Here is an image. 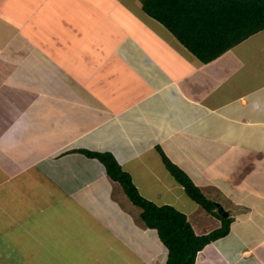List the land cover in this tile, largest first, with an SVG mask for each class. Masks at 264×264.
I'll list each match as a JSON object with an SVG mask.
<instances>
[{
    "label": "crops",
    "instance_id": "0c3cea01",
    "mask_svg": "<svg viewBox=\"0 0 264 264\" xmlns=\"http://www.w3.org/2000/svg\"><path fill=\"white\" fill-rule=\"evenodd\" d=\"M168 32L141 0H0V264H31L40 251L71 264L62 251L90 247L80 235L111 213L122 218L112 222L122 264L165 263L156 229L79 148L112 152L197 234L220 227L158 147L232 218L195 264H264V33L205 63Z\"/></svg>",
    "mask_w": 264,
    "mask_h": 264
},
{
    "label": "trees",
    "instance_id": "16d2710c",
    "mask_svg": "<svg viewBox=\"0 0 264 264\" xmlns=\"http://www.w3.org/2000/svg\"><path fill=\"white\" fill-rule=\"evenodd\" d=\"M144 11L162 23L202 62H210L231 47L264 29V0H141ZM162 161L188 196L222 220L220 227L197 234L185 213L173 205H159L143 196L110 151L74 149L100 160L111 179L122 186L130 201L140 208L144 224L156 229L167 248L164 264H195L205 245L230 231L232 218L223 217L217 203L208 198L189 175L158 147Z\"/></svg>",
    "mask_w": 264,
    "mask_h": 264
},
{
    "label": "rangeland",
    "instance_id": "374dc122",
    "mask_svg": "<svg viewBox=\"0 0 264 264\" xmlns=\"http://www.w3.org/2000/svg\"><path fill=\"white\" fill-rule=\"evenodd\" d=\"M260 31H258L259 33L257 32L258 33V35H257L258 37H253V40L251 42H253V41L256 42L254 40V38H259V36L264 33V29H263V31H261V32ZM166 37L170 41L171 45L179 48L180 50L183 49V47H184L183 44L179 40H177L174 37V35H172L170 32H168L166 34ZM164 59L165 58H163V60ZM40 75H41V73H40ZM44 77H46L47 78V82L50 83L48 76H44ZM40 78H41V76H40ZM96 78H97V75H96ZM39 103L40 102H38V105L36 106L37 110H39V107H38ZM34 112L35 111H33V113ZM33 113H31V114L29 113V115H30L29 119H31ZM19 123H21V124L24 123L25 124L26 123L25 118H22V120H20ZM156 152H157V155H159V157H160V151L157 149ZM159 163L162 164V166H164V168L167 170V168H166L165 164L162 162V160ZM159 166H161V165H159ZM159 168H162V167H159ZM168 177L170 178V175H168ZM117 183L120 185L119 182H117ZM137 183L135 182V184H137V186H140L139 187L140 192L144 196H146L147 198H150V199L156 201L157 204H164L166 200L169 201L170 198H168V196L162 198V196L157 195L156 191H154V188L152 186H148L147 184L142 183L141 181H137ZM143 184H145L146 187ZM5 188L8 189V188H11V187H9V185H7V186H5L2 189V191ZM119 189H120V191H122V186L121 185L119 186ZM104 192H105L104 190H101V192L99 194L104 193ZM115 194L118 197V194L117 193H115ZM103 199L104 200L106 199L105 195L103 196ZM186 200L189 201V199H186ZM129 202L131 203V205L129 207L130 209L133 208L134 210H139L140 211V208L138 206L134 205L131 201H129ZM189 202H190L191 206H193V204H194V203H192L193 201L190 200ZM104 205L108 206L105 201H104ZM121 207L122 206L120 205V207H117L116 210H115V208H112L111 206H108V211L115 210V214H118V213H120V210H117V209H119ZM117 219H121L122 220L121 217H117L113 213H111L110 215H107L106 217L103 215L102 220L110 223L111 229L109 228V224H105V226H107V228H109V231L106 229V227L104 226V223H105L104 221H103V224L98 222V225L92 226V227H95V229H93V231L91 233L83 232L80 235L81 240H83V241H88L89 240V242H88L89 245L88 246H90V247H87L85 250H83L82 248H78L75 251V254H73L74 253L73 250L62 251L61 257H65V259L67 261L71 262V264H107V262H108L107 260H111L115 264H122V259H120V257H119V251L122 252L121 251V247H120V245H118V242H117V244H114L115 243V239H116L114 234L120 232L119 225H120L121 222L120 221H117V222H114V223H112V222L114 220H117ZM210 220L211 219H207L206 221L208 223H210L211 222ZM93 224H97V223L92 222V225ZM28 225L29 226L31 225L30 221L28 222ZM73 225L74 224H70V226H72L71 227L72 231L76 230V233L78 232L77 234H79V230H77ZM103 229H106V230H104V234H105L104 240L108 239V243L105 242V244L98 240V237H100L102 235V233H103ZM117 240H119V238H117ZM144 243L148 246L149 250L151 249V251L154 252V246L152 244L150 245L147 242H144ZM111 245L113 247L112 248L113 250L110 247ZM79 246H83V244H79ZM47 255L48 254L42 253V251H40V256L38 257V255H37V259H34V257L30 258L33 261L31 264H52V262H54V260H52V262H51L49 260V256H47ZM117 256H118V258H117ZM130 256H132V255H130ZM110 257H111V259H109ZM141 257H142V255H141ZM147 259H148V257H144L143 258L144 261H146ZM136 261L137 260H135V261L133 260V263L134 264H138Z\"/></svg>",
    "mask_w": 264,
    "mask_h": 264
},
{
    "label": "water",
    "instance_id": "95a60500",
    "mask_svg": "<svg viewBox=\"0 0 264 264\" xmlns=\"http://www.w3.org/2000/svg\"><path fill=\"white\" fill-rule=\"evenodd\" d=\"M217 210L223 217H228L229 212L220 204H217Z\"/></svg>",
    "mask_w": 264,
    "mask_h": 264
},
{
    "label": "clouds",
    "instance_id": "9594fccd",
    "mask_svg": "<svg viewBox=\"0 0 264 264\" xmlns=\"http://www.w3.org/2000/svg\"><path fill=\"white\" fill-rule=\"evenodd\" d=\"M201 251V250H200ZM200 251H198V253L200 252ZM198 255V254H197ZM196 258H197V256H196Z\"/></svg>",
    "mask_w": 264,
    "mask_h": 264
}]
</instances>
